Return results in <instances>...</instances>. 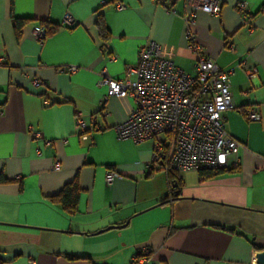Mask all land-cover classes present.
I'll list each match as a JSON object with an SVG mask.
<instances>
[{
	"label": "crops",
	"instance_id": "0c3cea01",
	"mask_svg": "<svg viewBox=\"0 0 264 264\" xmlns=\"http://www.w3.org/2000/svg\"><path fill=\"white\" fill-rule=\"evenodd\" d=\"M118 1L126 7L117 8ZM220 1L219 16L195 10L192 28L208 58L234 69L235 108L226 112L225 126L242 143L241 164L215 177L177 172L181 195L164 201L170 181L164 168H150L152 141L119 139L114 129L133 98L110 96L103 115L107 87L97 81L103 69L124 77L150 38L191 72L185 15L193 8L186 0H0V174L9 179L0 182L4 264H129L145 249L144 264H261L264 0ZM241 1L244 13L236 8ZM68 12L73 25L65 22ZM15 18L27 19L20 36ZM41 21L55 26L43 43L34 36ZM99 22L109 32L105 41ZM243 61L256 65V77L239 68ZM67 65L78 70L58 71ZM250 107L259 110V121L245 117ZM78 114H97L102 128L77 131ZM112 170L120 177L108 183ZM73 180L80 195L69 212L51 197Z\"/></svg>",
	"mask_w": 264,
	"mask_h": 264
},
{
	"label": "built area",
	"instance_id": "2783aa9c",
	"mask_svg": "<svg viewBox=\"0 0 264 264\" xmlns=\"http://www.w3.org/2000/svg\"><path fill=\"white\" fill-rule=\"evenodd\" d=\"M186 3L193 8L190 14L185 15L188 48L195 56L192 71H186L164 57L162 43L150 38L140 48L137 63L127 67L124 77L113 78L105 69L101 71L97 85L107 87V91L100 103V111L107 114L106 103L112 95L133 98L134 107L127 119L115 125L114 129L119 139H131L135 143L152 141L151 169L162 167L167 173L170 170L236 169L241 164L239 151L242 143L225 126L226 112L235 108L230 83L234 69L223 70L208 58L192 28L195 10L219 16L222 3L220 0H186ZM116 7L122 9L126 4L118 1ZM236 8L244 13L246 3L238 2ZM64 18L68 25L75 24L69 12ZM46 34L43 25L35 26L34 36L39 43H43ZM234 48L233 44L229 45V49ZM239 68L249 79L257 76V67L252 63L243 61ZM77 70V65L58 68V71L69 73ZM36 84L39 85L38 80ZM244 115L250 121L261 119L255 107L248 108ZM75 127L82 132L102 128L97 114L88 118L78 114ZM42 136L41 131L33 132L35 138ZM59 168L60 164L56 163L54 169ZM117 177L120 174L112 170L107 173L106 180L111 183ZM149 253V249H145L141 257L135 256L129 264H144Z\"/></svg>",
	"mask_w": 264,
	"mask_h": 264
},
{
	"label": "trees",
	"instance_id": "16d2710c",
	"mask_svg": "<svg viewBox=\"0 0 264 264\" xmlns=\"http://www.w3.org/2000/svg\"><path fill=\"white\" fill-rule=\"evenodd\" d=\"M159 1H162V0H159ZM262 10H264V4L262 5ZM26 21L27 19L15 18V29L17 32V36H20L21 26ZM41 24L44 25V27L46 28V32H47L46 36L55 29V26L50 25L46 23L45 21H41ZM98 25H99L100 35L102 36L104 41L107 40L109 37V32L105 29V26L102 25L100 22L98 23ZM234 170L235 169L205 170V171H201L200 173L202 175H205L206 177H215L225 172H231ZM168 178L170 181V191L166 195L164 201L168 200L169 198H172V199L178 198L181 195L180 180L178 177V173L174 170H170L168 171ZM7 181H9V179H7L3 174H0V182H7ZM79 195H80L79 184L76 180H73L70 183H66L64 187L61 189V191H59V193L51 197V200L54 202L60 203L69 212H73L76 210ZM142 255H143V252L141 251L135 254L136 257H141ZM4 262L5 260L0 253V264H4ZM133 264H136V263H133Z\"/></svg>",
	"mask_w": 264,
	"mask_h": 264
},
{
	"label": "water",
	"instance_id": "95a60500",
	"mask_svg": "<svg viewBox=\"0 0 264 264\" xmlns=\"http://www.w3.org/2000/svg\"><path fill=\"white\" fill-rule=\"evenodd\" d=\"M119 227L120 226H123V225H118ZM258 262L261 263V264H264V250L261 251L259 254H258Z\"/></svg>",
	"mask_w": 264,
	"mask_h": 264
}]
</instances>
